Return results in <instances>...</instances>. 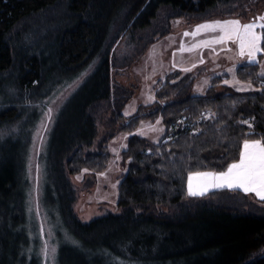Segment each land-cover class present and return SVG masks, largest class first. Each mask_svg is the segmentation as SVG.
<instances>
[{
    "label": "trees",
    "instance_id": "1",
    "mask_svg": "<svg viewBox=\"0 0 264 264\" xmlns=\"http://www.w3.org/2000/svg\"><path fill=\"white\" fill-rule=\"evenodd\" d=\"M256 1L0 0V129L23 122L17 136L0 138V264H264V202L227 189L188 194L190 173L225 171L244 138L264 139V52L235 70L253 91L217 92L223 78L214 77L208 94L195 96L197 75L177 73L133 120L123 113L133 91L112 76L169 36L174 20L243 16ZM123 39L128 49L118 54ZM80 78L57 112L44 154L38 201L54 249L45 261L38 223L27 213L25 130L39 102ZM156 119L162 139L132 136L122 153L121 213L82 221L70 176L106 172L114 137Z\"/></svg>",
    "mask_w": 264,
    "mask_h": 264
},
{
    "label": "rangeland",
    "instance_id": "2",
    "mask_svg": "<svg viewBox=\"0 0 264 264\" xmlns=\"http://www.w3.org/2000/svg\"><path fill=\"white\" fill-rule=\"evenodd\" d=\"M261 16H264V0H257L251 8L246 10L243 16L216 15L198 22H190L187 19L174 20L171 23L172 32L169 36L161 38L146 47L143 53L125 69L114 71L112 75L114 81L133 91V95L127 102L123 112L125 118L133 120L139 115L142 107L152 106L156 102V92L165 85L168 77H172L177 73H181L183 77L186 75H197L192 87V94L195 96H206L209 87L212 86L211 80L214 77L223 78V83L217 87V92H223L226 88H232L237 92L253 91L254 88L252 86L249 87L250 84L241 83L236 78L235 70L239 66L257 62L261 52L257 53L255 61H250L247 54L243 56L239 54V45L234 41H228L223 44H209L207 46L201 43L221 35L219 29L216 31L202 30L195 35L193 33L196 31L197 25L215 20H239L241 24L255 23L257 25L255 31L262 33L264 28L259 27V25L264 23V21L259 19ZM186 32L189 35H184ZM127 49V42L123 39L115 51L118 54H122ZM185 69L188 70L185 71ZM224 75L228 76L225 78ZM81 80L80 78L69 88H57L53 95L39 103H30L32 106L30 108L36 106L37 103L38 105L35 120L25 130L27 141H29L25 169L26 178L31 186L27 213L38 223L39 232L44 243L42 252L45 261H47V256L50 259L54 255V249L49 240L50 236L52 237L51 228L48 226L47 220L44 219L42 212H40L38 201L40 185L42 177H44V154L51 127L55 122L59 108L72 92L73 94L76 92L75 89ZM225 80L229 81V83H224ZM48 108L53 110L50 121L46 116ZM213 116L214 114L211 111L204 112L206 120L211 119ZM110 117L111 114L102 115L99 120L98 132L100 139L108 131L106 122ZM185 122L184 118L182 123L185 125ZM18 125L21 127L23 122L5 124L0 129V138L4 139L12 136V134L17 136ZM117 127V130H120L122 125ZM164 132L165 129L161 119H156L154 122L143 121L133 134L118 133L109 143L111 162L106 172L96 175L84 171L79 176H70L72 184L78 191V200L74 210L82 221L91 222L94 218L106 215L109 212L114 214L121 213V210L117 208L118 189L122 176L126 175L127 172V165L123 163L122 153L127 149L132 136L144 138L155 144L162 139ZM88 184L91 185L88 187ZM197 184L198 181L194 177L193 186L196 187ZM223 189L231 190L227 187L208 188L203 195H196L195 197L206 196L211 192ZM33 205H35L34 210L32 209ZM45 252H47V255H45Z\"/></svg>",
    "mask_w": 264,
    "mask_h": 264
},
{
    "label": "snow or ice",
    "instance_id": "3",
    "mask_svg": "<svg viewBox=\"0 0 264 264\" xmlns=\"http://www.w3.org/2000/svg\"><path fill=\"white\" fill-rule=\"evenodd\" d=\"M259 19L264 21V16L259 17ZM256 27L255 23L241 24L239 20H215L197 25L193 35L202 30L216 31L219 29L221 35L201 43L207 46L234 41L239 45L241 56L247 54L250 61H255L257 53L264 52V48L261 47V42L264 41V33L255 31ZM259 27L264 28V23L260 24ZM184 35H189V33L186 32ZM187 70L185 69V71ZM224 83H229V81L225 80ZM52 111V108H48L46 113L49 121ZM243 123L248 124L249 121L246 120ZM194 177L198 181L196 187L193 186ZM223 187L242 189L245 193L252 192L264 200V139L244 138L239 158L228 164L225 171L197 172L190 173L188 176V194L191 196L203 195L208 188Z\"/></svg>",
    "mask_w": 264,
    "mask_h": 264
},
{
    "label": "crops",
    "instance_id": "4",
    "mask_svg": "<svg viewBox=\"0 0 264 264\" xmlns=\"http://www.w3.org/2000/svg\"><path fill=\"white\" fill-rule=\"evenodd\" d=\"M231 190H235V191H238V192L241 191V192L245 193L242 189H231ZM245 194L251 196L253 199H255V200L259 201V202H264V200H261L259 197H257L255 193L248 192V193H245Z\"/></svg>",
    "mask_w": 264,
    "mask_h": 264
}]
</instances>
